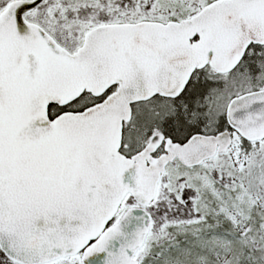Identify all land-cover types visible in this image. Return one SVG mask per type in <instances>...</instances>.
Returning <instances> with one entry per match:
<instances>
[{"label":"snow or ice","instance_id":"obj_1","mask_svg":"<svg viewBox=\"0 0 264 264\" xmlns=\"http://www.w3.org/2000/svg\"><path fill=\"white\" fill-rule=\"evenodd\" d=\"M0 264H264V0H0Z\"/></svg>","mask_w":264,"mask_h":264}]
</instances>
